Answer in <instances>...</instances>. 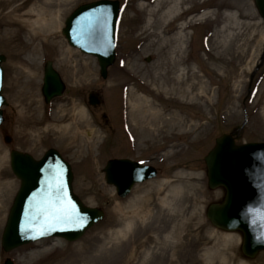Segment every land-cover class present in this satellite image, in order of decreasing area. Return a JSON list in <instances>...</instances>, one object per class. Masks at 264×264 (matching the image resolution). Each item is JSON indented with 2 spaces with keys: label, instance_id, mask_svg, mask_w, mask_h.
Returning <instances> with one entry per match:
<instances>
[{
  "label": "rangeland",
  "instance_id": "obj_1",
  "mask_svg": "<svg viewBox=\"0 0 264 264\" xmlns=\"http://www.w3.org/2000/svg\"><path fill=\"white\" fill-rule=\"evenodd\" d=\"M89 1L0 0L8 102L0 125V264L7 257L14 264H264V251L253 258L243 254L240 231L221 230L207 218L208 204L224 190L208 187L204 161L222 133H233L237 144L264 141V19L255 0H180L184 14L165 23L158 21L174 0H120L117 57L107 78L96 57L72 47L62 34L65 18ZM151 8L159 14L153 25ZM177 25L186 33L181 56L204 74L193 97L181 93L197 81L175 92L174 84L155 85L149 76L159 73L160 32ZM48 59L69 90L50 104L41 92ZM170 68L173 78L188 77L181 62ZM208 79L210 97L202 90ZM93 91L102 98L96 106L88 102ZM139 95L146 99L138 101ZM7 134L11 143L4 140ZM50 147L71 162L74 191L105 210V217L75 242L52 237L5 252L2 232L20 186L10 151L41 158ZM122 156L160 170L126 198L103 171L108 159Z\"/></svg>",
  "mask_w": 264,
  "mask_h": 264
},
{
  "label": "water",
  "instance_id": "obj_2",
  "mask_svg": "<svg viewBox=\"0 0 264 264\" xmlns=\"http://www.w3.org/2000/svg\"><path fill=\"white\" fill-rule=\"evenodd\" d=\"M264 19V0H255ZM119 0H97L80 5L66 19L63 34L69 42L82 51L98 57L101 74L106 77L108 67L115 60V37ZM6 60L0 54V123L3 122L2 83ZM66 84L51 60L44 68L42 93L49 103L63 95ZM89 102H101L98 93H91ZM12 138L5 136L6 142ZM208 185L211 189L223 187L224 197L211 202L207 217L218 228L243 233L242 252L255 257L264 249V142L236 144L232 134L224 133L216 138L215 146L204 157ZM11 167L21 185L10 208L2 234V247L10 251L23 244L49 236H61L68 241L80 239L85 232L103 219L104 210L87 206L73 191V172L70 163L55 149H48L41 159L16 149L11 151ZM108 183L116 186L121 197L127 196L134 184L157 174L151 165H142L130 159H110L104 168ZM59 179L63 191H55ZM33 193L36 197L33 198ZM57 195L74 206L79 219L75 223L51 222L47 204L55 203ZM58 206V205H57ZM43 233V234H41ZM5 264H14L7 258Z\"/></svg>",
  "mask_w": 264,
  "mask_h": 264
},
{
  "label": "bare ground",
  "instance_id": "obj_3",
  "mask_svg": "<svg viewBox=\"0 0 264 264\" xmlns=\"http://www.w3.org/2000/svg\"><path fill=\"white\" fill-rule=\"evenodd\" d=\"M159 3L160 2L158 1V4ZM180 3H181L180 0H174L171 3H169L167 8H166V11H164L161 14L160 20L158 22L159 23L160 22L165 23L167 21L171 22V21L176 20V17L184 14V12H181ZM158 15H159L158 11H155L153 8H151L148 24L151 23V25H153V22L157 20ZM235 17H236V15H235ZM30 25H32V24H30ZM31 30H34V29H30V31ZM160 33L162 34L161 35V41L164 45L163 46L164 51L162 52L161 61H160L159 66H158L159 73L156 72L155 75L152 72L149 73V76L152 78L151 83L156 85L158 82H160L162 85L167 86V87H170L172 84H174L173 87H170V90H174L175 92H177V91L181 92V91H179V89H181V87L185 86V84L188 81L194 80L197 82L192 84L191 87L184 88V90L181 93L183 96H186V94L188 93V94H191V96H189V97H193L194 96V95H192L193 91H194V89H196V87L200 83V81H202L204 74L199 75L195 71H193L192 68L190 67L189 61H186L181 56V52H182L184 42H185L184 37L186 36V33H184L183 25L182 26L177 25L176 29L169 31V32H168V27H165ZM230 34L228 35V37L230 36ZM36 37L37 36L34 33L31 35L32 40H35ZM226 38H227V36L220 39L221 43H223V41L226 40ZM172 43L175 44V46L173 48L170 45ZM169 45H170L171 49H168ZM72 47L78 48L76 46H72ZM166 48L168 50L165 52ZM33 51H35V48L33 49ZM170 51L174 52V55H172V53H171V56H170ZM69 52H70V50H69ZM243 55H244V51H243ZM177 62H181L182 65H186L188 68V72H187L188 77L185 80H182L181 77H179V79H178V78H173V76H172L173 68H170V66H172L173 64H175ZM211 86H212V81L210 79L206 80V82L202 85V90L207 97L211 96ZM146 95H139L138 101H142L143 99H146ZM173 117H174V121H176L175 119L177 116L173 115ZM223 236H226L227 238L236 237V235H234L233 233H227Z\"/></svg>",
  "mask_w": 264,
  "mask_h": 264
},
{
  "label": "snow or ice",
  "instance_id": "obj_4",
  "mask_svg": "<svg viewBox=\"0 0 264 264\" xmlns=\"http://www.w3.org/2000/svg\"><path fill=\"white\" fill-rule=\"evenodd\" d=\"M56 185L55 191L57 194L63 191V182L59 179ZM36 193H33V198L36 197ZM58 205V206H57ZM48 218L51 222L59 223V222H72L75 223L76 220L79 219L78 214L75 212L74 206L71 205L70 201H67L64 197L57 195L55 203L51 201L47 204ZM43 234V233H41Z\"/></svg>",
  "mask_w": 264,
  "mask_h": 264
}]
</instances>
